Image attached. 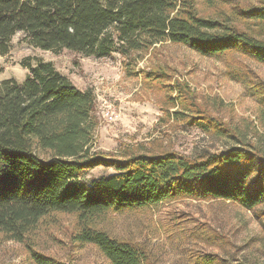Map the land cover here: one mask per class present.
I'll list each match as a JSON object with an SVG mask.
<instances>
[{
  "label": "trees",
  "instance_id": "16d2710c",
  "mask_svg": "<svg viewBox=\"0 0 264 264\" xmlns=\"http://www.w3.org/2000/svg\"><path fill=\"white\" fill-rule=\"evenodd\" d=\"M198 1L217 16L203 14ZM226 1L0 0V57L21 33L35 49L95 59L118 54L126 67L166 43L208 59L227 62L238 56L264 65V0L221 4ZM236 66H228L227 76L247 88L264 119L263 83L249 84ZM22 67L28 70L23 82L0 83V234L6 240L24 243L46 217L73 214L74 240L94 246L108 264H148L142 246L109 236L96 219L179 197L229 202L245 211L264 204V146L245 143L237 129L196 103L187 86L171 83L163 69L141 74L164 88L170 106L166 120L227 138L233 146L197 157L164 149L126 151L120 160H108L92 149L93 90L77 89L50 62L31 66L26 60ZM97 167L113 173L87 179ZM32 259L57 264L37 253ZM200 264L219 263L208 256Z\"/></svg>",
  "mask_w": 264,
  "mask_h": 264
},
{
  "label": "rangeland",
  "instance_id": "374dc122",
  "mask_svg": "<svg viewBox=\"0 0 264 264\" xmlns=\"http://www.w3.org/2000/svg\"><path fill=\"white\" fill-rule=\"evenodd\" d=\"M238 1L243 3L228 0L221 4ZM201 2L198 7L203 14L217 16ZM23 37L16 33L9 54L0 57V83L23 82L28 70L22 65L29 60L31 66L39 61L50 62L77 89H92L96 97L92 149L108 160H120L126 151L161 149L197 157L235 144L168 122L166 110L170 106L164 88L141 74V70L153 68L163 69L171 83L187 86L196 103L237 129L245 143L264 146L261 108L243 84L227 76L228 66L237 65L233 70L251 79L249 84L260 80L264 85L263 64L238 56L227 62L208 59L185 46L166 43L126 67L127 61L118 54L103 59L85 58L67 50L54 54L29 46ZM108 109L115 112L114 122L104 119ZM112 173V168L97 167L85 177ZM96 224L111 237L142 246L149 255L148 264H200L208 256L217 257L219 264H264V204L245 211L229 202L179 197L138 211L108 213L98 217ZM77 230L76 215L55 214L43 219L24 243L6 240L0 234V264H35L33 253L57 264H108L94 246L74 240Z\"/></svg>",
  "mask_w": 264,
  "mask_h": 264
},
{
  "label": "built area",
  "instance_id": "2783aa9c",
  "mask_svg": "<svg viewBox=\"0 0 264 264\" xmlns=\"http://www.w3.org/2000/svg\"><path fill=\"white\" fill-rule=\"evenodd\" d=\"M104 119L108 123L114 122L115 118V112L112 111L111 109H108L105 114H104Z\"/></svg>",
  "mask_w": 264,
  "mask_h": 264
}]
</instances>
